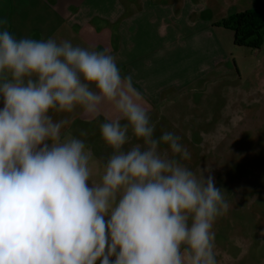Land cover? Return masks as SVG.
<instances>
[{"label": "clouds", "instance_id": "1", "mask_svg": "<svg viewBox=\"0 0 264 264\" xmlns=\"http://www.w3.org/2000/svg\"><path fill=\"white\" fill-rule=\"evenodd\" d=\"M0 98V264H218L223 190L181 162L179 136L155 137L112 54L0 31ZM102 104L116 118L100 125L112 154L97 183L91 150L64 130Z\"/></svg>", "mask_w": 264, "mask_h": 264}, {"label": "rangeland", "instance_id": "2", "mask_svg": "<svg viewBox=\"0 0 264 264\" xmlns=\"http://www.w3.org/2000/svg\"><path fill=\"white\" fill-rule=\"evenodd\" d=\"M229 43L226 64L179 92H164L149 115L155 137L165 131L179 136L191 155L181 162L198 176L210 169L205 178L211 175L223 190L229 209L213 226L218 264H264V40L259 50ZM104 122L73 123L64 132L91 150L97 183L112 154L101 138ZM136 143L132 138L124 150Z\"/></svg>", "mask_w": 264, "mask_h": 264}, {"label": "crops", "instance_id": "3", "mask_svg": "<svg viewBox=\"0 0 264 264\" xmlns=\"http://www.w3.org/2000/svg\"><path fill=\"white\" fill-rule=\"evenodd\" d=\"M258 5L264 8V0H0V20L8 21L0 31L106 50L151 111L164 92H179L226 64L233 33L214 24ZM114 118L102 104L96 116L78 110L70 126Z\"/></svg>", "mask_w": 264, "mask_h": 264}, {"label": "trees", "instance_id": "4", "mask_svg": "<svg viewBox=\"0 0 264 264\" xmlns=\"http://www.w3.org/2000/svg\"><path fill=\"white\" fill-rule=\"evenodd\" d=\"M219 26L233 33V45L259 50L264 40V8L261 5L234 13L220 20Z\"/></svg>", "mask_w": 264, "mask_h": 264}]
</instances>
